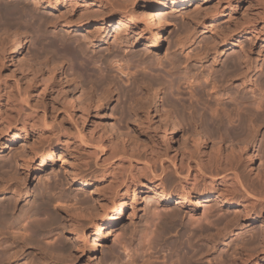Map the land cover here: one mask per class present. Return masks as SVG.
<instances>
[{
    "label": "bare ground",
    "instance_id": "obj_1",
    "mask_svg": "<svg viewBox=\"0 0 264 264\" xmlns=\"http://www.w3.org/2000/svg\"><path fill=\"white\" fill-rule=\"evenodd\" d=\"M1 1L6 2L8 0ZM18 1L20 3L19 5L17 4L18 2H12V6L9 5L10 3L7 4L0 2V18H2L3 24L5 25L4 32L0 33V158L3 156V159L0 161V264H23L22 261H25L24 264H80L87 254L88 232L93 234V241L92 243H89L91 244L90 246L92 249L95 250L98 243L103 244L106 239L108 240V238H110V236L112 238V235L114 236L117 232L119 233L117 230L120 224L124 221V212L129 206L131 211L129 210L130 213L127 219L130 220L133 218L129 222H132L130 224H133L134 228H130V231L124 225L123 228L127 229L124 230L129 231L126 233L124 232L126 234L124 235L125 237L122 238L121 236L124 233H120V236H116V238H121L116 239L114 236V239L112 240H116L114 244L111 245V249L109 250L110 253L106 259H104L109 262L108 264H157L156 259L160 254L156 256L153 251H150L155 245H164L171 251L170 255L167 257L172 259V264H264V258L260 257V255H264V226H257L260 229L256 233L252 231L253 229L254 231L258 229L257 227L256 229L254 228L255 222L261 220L263 223L264 221V155L262 153V156L260 157L261 160L259 159L260 166H258L257 173L250 175L246 172V165H250L254 162L256 160L255 153L258 154L257 152L261 151L259 146L261 142H259V140L264 139V137H261L263 135H261V132L264 126V118L262 119L261 116L258 115V113H260L258 111L261 110L263 111L261 114H264V73L263 71L259 73V68L261 66L259 65L260 67L258 68L256 60L252 58L250 50V47L252 46H250L249 41H247L251 39L252 36L255 38L256 35H254L253 32H247L244 28H238L236 29L237 31H235V34L230 33V31V34H223L224 36H221L220 38H217L216 35L213 34L212 39L209 41L206 39L204 40L203 48L201 47L199 50L197 47L194 48V43L199 39V36L201 37V35H204L207 31L212 32V27L217 26L216 24L219 22L215 19L218 16L222 17L221 15L226 11H222L215 16L208 15L207 17L211 19L210 25H200L194 21H189L188 24L187 21L188 26H185L186 22H183L185 23H181L184 25L183 27L179 26L180 28L178 27L170 34L172 39L167 48L169 56H166V58L168 57L167 59H169V61L167 60L169 62L168 66L173 65L172 67L176 70H179L177 67H182L183 65L185 68L184 78H181L182 72H180L181 74L179 78L181 80L183 79L182 81L174 78L175 82L177 81L176 88L181 90L183 87L182 90H185L181 91V93H189L190 97L188 99L190 100L192 98L194 100V97L197 99L198 97L210 98L209 101H213L214 106H212V108L209 106L211 102H209L210 104L208 105L207 102L204 101L206 103L205 105H208L207 108L211 107L212 110L211 108L210 110L212 112L221 111L223 114L215 113L214 116L212 115V117L208 118L203 115L204 113L202 114L198 111L199 109L201 110V108L198 109V105L195 106L193 101L190 104H186L184 101L177 103L178 101L175 102L169 99L165 93L168 84L164 79L160 78L158 74V76L153 74L152 78L143 73V75L140 74V76H134L135 71H132V66H130V63L135 60L145 61L146 67L151 64L152 68L154 66H167V61L163 59L165 56L162 57L159 50L162 48V42H164V32L171 28V20L170 18L169 21L166 20L160 14L155 15L156 18H154L152 17V14H155L153 13L155 10L166 7L169 1L35 0V5L33 6V4H31L33 7L26 2L27 0ZM170 1L172 2L171 10L177 11L180 5L187 7L195 0ZM206 1L207 0H202L200 2L201 4H204ZM237 2H240V0H237ZM22 3L24 6H21ZM135 7L138 9H135ZM215 7L217 8V6ZM228 7L229 16H225L227 19L228 17L233 16L232 14L237 10L238 4H234L230 1ZM201 8L202 7H200V9ZM39 9H43V13H41ZM38 12H40L41 16L38 15ZM49 13L53 16L52 18H50L51 16ZM231 17L229 19H231ZM194 19L197 20L196 18ZM199 19L201 20V18ZM165 20L169 23L166 24ZM241 23L246 24L247 22L243 21ZM236 24L240 27L238 23ZM23 26L36 35L34 40L28 35V33L24 35L23 31H21L23 28H20ZM52 27L56 28V30L58 27H61L66 30V34H61L58 36L59 38H50L49 34L51 32L49 30ZM255 31H257V29ZM52 32H55V30ZM4 34L7 36L9 35L10 39H8L7 36V38L3 37ZM111 37H113L112 42L110 41ZM11 38H13L12 41L14 45L12 48H9L8 44L11 45L12 41L9 42ZM27 39L34 42V46L39 45L40 50H37L38 53L41 52L43 55L44 53H42V51H44L46 57L50 54L46 52H50V48H55L53 51H58L57 49H59L60 52L62 51V54L66 52V54L68 53V55H72V58L74 57V59L76 58L75 60H78L79 58L82 59L83 56L87 55L86 53L92 49L93 53L100 52L99 59L101 62H99L103 63L105 67L103 68V65L101 69L99 66L98 70L100 71L97 70L98 73L95 71L92 73V75L97 76H95L96 79L94 83L92 80H89V87L86 82L84 85L86 84L87 87L84 85H82L83 87H80V85L76 84V81L72 82V77L74 76L70 78L69 74L68 76L64 75V72L66 71L63 70V67H60V64L63 63L65 59H63L64 61L61 60L62 62L57 65L56 60L54 59V61L50 58L52 59V64L53 61L56 64H50L52 67L48 65V62L38 64L40 61H38V63L30 62L29 60H23L24 58L22 57V59L20 56L19 59L17 58L18 61H15L14 55H16V53L19 55V52L24 48ZM252 43L253 42H251V44ZM103 48H106L108 52L104 53ZM229 48H237L236 50L240 53L237 52L239 53L238 55H233L232 53V56L227 57V59H225L226 61L222 62L221 66V56L224 49ZM194 49H197V51H194ZM10 50L13 51V54L11 53L7 56V53ZM83 52L85 53L84 55L82 54ZM93 53H88V55H92ZM60 54L61 53L56 56H59ZM181 55H184V58L181 57ZM56 56H54V58ZM60 57L63 58L64 55ZM87 57H84V60H86ZM147 57H152V59L148 60ZM256 57L258 58V56ZM7 58H11L13 65H15V71H18L23 77L27 78L29 83L32 82L31 85L33 87L41 82L45 75L44 72L48 71V69L50 71L52 68V75L57 72L59 76H64L65 81L59 79L62 87H57L55 89L58 94L62 93L65 96L64 98L66 100L63 98V95L60 94L66 102L69 101V115L74 114L77 109V104L75 105L71 102V97H73V99L76 98L80 108L79 114L81 113L80 119L83 121V125L89 119L88 123L92 126V129H90L92 134L97 131L96 129H98L99 126H103L101 129L103 130L104 125L107 122H104V124L100 120L92 119L90 116V110L92 109L96 110L97 115H101L99 113L101 110H104L105 112L107 111V113L102 112V114H105L104 118L106 117L105 119L108 120L107 123L111 125V128H115V121L112 122V119L108 116L109 114L110 116H113L112 113H109L108 106L114 101V93L116 90H113V88L118 83L115 79L114 72L117 71L126 74V77H128L127 79L131 76L130 78L132 79L130 82H132V85H135L142 90H140V93H143L142 95H138L139 97L137 96L135 100V96L132 95L133 92L130 93L131 91L129 88H127V90L120 87L117 88L118 92H120L119 94L125 96L124 100L127 104L129 101H126V96L130 95L129 98L131 95L134 96L133 98L135 102H130V111L133 113L132 115L134 116V119L129 118V124L132 125L131 127L133 128L131 129L133 130L131 131V129L127 127L130 129V133H133H127L126 128L125 130L127 134H124H126L128 138L125 137L126 135L123 137L127 138V140L124 139L119 141L122 137L118 138V140L115 138L117 143L113 141L111 135V137L108 135L109 145L111 144V147L109 148L106 147L109 145L105 142L103 143L107 144L106 146L103 144V146H98L101 143L96 144L97 141L95 140H98L99 142L103 139V136L100 140L97 137V139L94 137L95 140L93 141L96 142H94V144L91 141L93 137H90L92 136L90 134L89 137L91 138L90 141L92 143L90 141H85L89 140V138L87 139L88 135L86 134V139L85 136H83L84 140L82 139L78 145L79 141L76 142V140L72 142L71 140L75 139L74 137L76 134L80 136H76L77 139L82 138V133L79 131L80 129H78V131H76L77 129L75 130L77 133L71 134V132L74 131L71 130L70 132L67 129L68 127L66 128L64 122H62V120L60 121L59 118V123L54 122L56 125L48 122V111L46 107H43L41 119H39L41 114L39 116L35 115L38 116L37 118L34 117V114L37 113L35 110H38L39 108H34V105L32 107L28 106L29 108H32V111L31 109H26V111H31V113H29L31 115H22L20 112L25 109H23L24 105L22 102H20L19 106H13L14 108H18L14 114L13 112H15V110L13 111L11 105L12 99L10 100V97L13 95L10 96L9 91L12 90V88L9 87L8 80L3 77L1 73V69L5 65L4 60ZM89 60L90 58L86 63H88ZM82 63L84 64V61ZM141 63L143 62H140V65ZM92 64H94V62H92ZM95 65L97 66L98 64L96 63ZM262 65H264V63ZM48 66L50 68H48ZM142 67L144 68L145 65H142ZM172 67L171 69H173ZM79 72L82 75L84 74L82 71ZM79 72H77V74ZM47 73L48 72H46V74ZM257 74L258 77L255 79ZM178 76L179 75H177V77ZM94 78L91 79L94 80ZM43 80L46 81L45 79ZM91 81L93 85L90 84ZM169 84L170 87L173 86L170 82ZM17 85L20 86V84ZM19 86L16 90H19ZM52 88L53 87H51V89ZM134 89L132 88V90ZM250 91L253 93L252 95H250ZM20 92L22 93L23 91ZM68 93L69 95H72L69 98L67 95ZM182 95L179 94L180 97ZM189 95L187 94V97ZM21 96L19 95L18 97L21 98ZM18 97L14 98L18 99ZM184 97L186 96L184 95ZM22 99L21 101L25 103L29 101H27L28 98ZM122 101L123 100H121V102ZM27 104L29 105V103H26V105ZM229 105L232 106L231 109L228 108ZM122 106L124 105L122 104ZM252 109L256 110V112L254 113L253 110L252 113ZM122 111L125 113L124 110ZM114 116L116 117V113ZM126 116L128 119V115ZM30 117L34 120H30ZM64 117L62 116V119ZM70 118L71 120H74L76 125L77 123H80L79 120H76L77 118L74 119L72 116ZM99 122L103 123V125H99ZM71 123L73 122L71 121ZM150 123L155 125V129L152 127V133L149 130ZM226 123L229 124L230 127L231 124L237 123L234 127L237 126L238 131H231V135L236 134V137H233L237 139L236 144L231 141L229 145V141L227 140L229 137L226 136V140L228 141H226V146L228 147L224 148L225 146L222 145L221 141L224 142L225 135L222 138V129ZM200 124H209V126L211 125V128L214 126L216 131L217 135L215 134L216 136L214 137L218 138V142L214 140L216 144L211 145L210 152L203 149V147L207 145V141L201 130L199 131L197 129ZM179 125L183 126L182 128L187 132H185L186 134H190V136H187L190 138L191 144L194 145L193 149L192 147L187 148L191 145L190 144L182 153H180V161H178L176 151H174L175 154L173 156L170 155V146L168 147V144H165L166 148L164 147L165 149H162L161 143L156 136V130H163L162 132L165 133L169 131L170 134L168 136L171 141V134L173 135ZM78 126L75 127L80 128V126ZM116 126L118 127L117 124ZM117 127L115 129H117ZM171 127L173 129H171L170 132ZM107 128L106 130H103L106 132V137L108 133H111V130L108 129L109 131H107ZM118 128L121 129V126ZM205 128L204 130H206ZM29 129L34 133L42 132L43 137H50V135L55 136L56 146L63 150L61 153L62 156L58 161H63L64 163L67 162L68 164V171L66 170V174H63L66 183L71 186L76 183L79 184L82 190L91 194L87 195L90 196V198L84 197L85 195H83L80 202L75 203L74 201L75 204H72L69 201V205H65L66 200L63 201V199H65L64 196L67 195L63 196L60 192L63 198L60 197L61 200L57 204L53 202L55 200L52 201L56 195V189L53 191L55 192L54 196L50 194L52 195V198L50 195H47L50 192V190H48V187L50 189L49 184V186L47 185L48 193H44L43 190H45L44 188L46 187H44V183L43 187L41 186L43 189L42 192L34 193L37 197L34 199L33 203L30 199L29 201L32 204H29L30 206L28 208L25 207L26 209H24L23 207H20L22 202L30 196L29 189L26 187V181H28V174L31 171H34V160L36 158H41L42 161L49 159L52 167L55 164V161L52 159V153L54 152L51 143L47 144L46 149H42L43 143H41L42 147L39 144L41 148L31 147L32 149L29 150L28 153V150L26 152L24 150L26 148L23 149L24 151L20 148H18L20 151L14 148L18 153H15L16 155H12L11 153L12 156H15L12 160L10 155L9 161L12 162L7 161L8 159L5 160V152L8 145L11 144L13 147L14 144H16L15 142L18 140V137H20V134H30L28 133ZM125 130L123 129L122 131L125 132ZM207 130L210 129L208 128ZM207 130L206 133L210 132ZM12 131L15 132L10 136V132ZM122 131H119V133H122ZM100 133L101 135L103 134L101 131ZM42 136H39V138H41L38 142H42ZM188 137L186 138L187 140ZM149 141L152 142V145L149 144ZM88 142L97 147L92 148ZM36 144L35 146L38 145ZM45 144L46 143H44V145ZM249 145L254 147V152L251 154L247 151ZM98 147L101 149H98ZM16 150L14 152H17ZM244 151H246V155L244 154L245 156L242 157L241 153ZM93 165L97 168L88 173V169ZM250 167L252 168V166ZM51 168L47 170L46 178L50 177L48 171L51 170L52 172ZM36 173L39 175L41 171L37 169ZM58 175L56 174V176ZM61 177L58 176L57 178L60 179ZM61 180L59 181L61 182ZM143 180H149L150 183L154 185L155 193L159 196L158 199H160L159 203L162 204L163 202L167 205L169 202H175L173 207H168L169 210H167V207L165 206L166 211L165 207L163 209V206H160L161 213L158 212L159 208L156 212L155 208L158 205H156L154 209L152 208L153 210L150 212L153 213L155 210L153 217L152 215V218L150 217L153 224L151 222L149 223L152 226L154 225L153 229L147 224L148 222L146 220L148 218L144 220L147 222L146 224L141 223L144 218L142 216L140 218L141 206L138 203L140 200L138 195L139 193H143L146 189L145 185L142 183ZM57 183L56 186L58 185ZM62 183L63 182H61V184ZM61 184L59 183V185ZM65 186L62 185L61 187ZM139 187H141V191L137 192ZM57 194H59V191ZM9 195H11V197H9ZM77 195H73L74 198ZM197 198H200L202 204L206 207L204 213L209 214L210 211L208 210L210 208L208 209L207 207L213 205L214 207H210L215 208L217 211L222 210L223 215H218V218L215 220L216 222L212 225L208 218L210 217L209 215L203 216L204 218L201 217L200 219L197 217L196 219L195 202L197 201ZM126 199H128V201H126ZM57 200L58 199H56L55 202H58ZM59 204L61 206H57ZM54 206H57L56 210L54 209ZM232 207H241V209L237 211V208H234V210ZM162 209L165 211L164 213ZM232 209L234 210L233 212L235 215H230V217L228 216L230 212L229 210ZM188 212L191 214L190 220L186 222L182 221L184 214H188ZM215 212L213 211V213ZM59 213L62 214L60 215L62 219L61 224L59 223L60 220L58 218ZM213 213H210V215ZM217 213L219 214V212ZM149 214L148 216H150ZM215 215L212 216L216 218L217 216ZM243 217L244 221L241 219ZM134 218L139 219V222ZM154 218L157 220L154 221ZM181 221L184 223H180ZM58 224H60L59 226L62 225V235L53 237L56 235L53 231L58 227ZM129 226L130 225H127V227ZM249 231H252L254 234L251 232V234H253H250L252 237L249 239L247 237L246 239L245 235ZM67 235H69V237H67ZM52 237L56 240L51 239ZM239 237L241 240H238L240 243H237L236 241ZM138 239L139 241H137ZM117 242L120 243V246ZM135 244L136 247H138L137 249L134 247ZM119 247H121V249ZM191 248L193 250H191ZM189 249L191 252H194L191 253ZM121 250L126 253V256L128 257L125 258L126 260L122 259L125 254L121 253ZM145 250L149 255H146L147 253ZM141 251H144L145 254L141 255ZM121 254H124L122 255V258ZM165 258L166 257H164V260H161V264H167L165 261L168 258ZM120 259L123 260L122 263L118 262ZM83 264L104 263L99 260L94 262L88 260L87 263L84 262Z\"/></svg>",
    "mask_w": 264,
    "mask_h": 264
},
{
    "label": "rangeland",
    "instance_id": "obj_2",
    "mask_svg": "<svg viewBox=\"0 0 264 264\" xmlns=\"http://www.w3.org/2000/svg\"><path fill=\"white\" fill-rule=\"evenodd\" d=\"M10 1V2H9ZM169 1V3H167ZM200 1H202V0H195V1H193L192 3H191V5L190 6H184V5H180L179 6V9L177 10V11H172L171 10V5H172V2L170 1V0H167V6L166 7H163V8H159V9H157V10H155L153 13H155V14H152V17H154V18H156V16L155 15H157V14H160V15H162L166 20H168L169 21V18H170V29H168V30H166L165 32H164V34H163V40H164V42H162V48L159 50V52H160V55L162 56V57H164L163 59L165 60V61H169V59H167L166 58V56H169L168 55V51H167V48H168V45H169V42H170V40L172 39V36L170 35L171 33H172V31L173 30H176L179 26L180 27H183L184 25H182V24H185V23H183V22H186V24H185V26H188V24H189V21H194L195 23H197V24H200V25H203V24H206V25H210V23H211V19H209L207 16L208 15H218L219 13H221L222 11H226L223 15H221L222 17H220V16H218L215 20L218 22V24H216L217 26H218V28H217V26H214V27H212V30L215 32H210V31H207V32H205L204 33V35H201V37L199 36V39H197L196 41H195V43H194V48H196L197 47V49L199 50V48L201 49V47L203 48V44H204V40L206 39V40H210V39H212V35L214 34V35H216V37L218 38H220L221 36L223 37L224 35L223 34H225V35H228V34H230V33H232V34H235L236 32L235 31H237L236 29H246V31L247 32H253L254 33V35H256V37L254 38V36H252L251 37V39H249V40H247V41H249V45L250 46H252V47H250V50H251V54H252V58L253 59H255L256 60V63H257V65H258V68H259V73H261L262 71H263V73H264V69H263V67H264V65H262L263 63H264V0H240V2H237V0H207L206 2H204V4H201V2ZM233 2L234 4H238V8H237V10H235L233 13L234 14H232L233 16H235V17H231V19H229L230 17H228V19L226 18L227 17V15H228V13H229V7H228V5H229V2ZM0 2H2L1 0H0ZM4 3H10L9 5H11L12 4V2L14 3V2H18L17 4L19 5L20 3H19V1L18 0H8V1H3ZM2 2V3H3ZM26 2H28L29 3V5L30 6H32L31 4H33V6L35 5V0H27ZM31 2V3H30ZM220 2V3H219ZM200 3V4H199ZM220 4V5H217V4ZM17 4H15V5H17ZM14 5V6H15ZM17 5V6H18ZM12 6V5H11ZM21 6H24V4L22 3V5ZM32 6V7H33ZM134 6V5H133ZM133 6H132V8H133ZM215 6H217V8L215 7ZM200 7H202L201 9H200ZM214 7V8H213ZM220 8V9H219ZM227 8V9H226ZM135 9H138V8H136L135 7ZM208 9V10H207ZM210 9V10H209ZM223 9V10H222ZM40 10V9H39ZM38 10V11H39ZM206 10V11H205ZM216 10V11H215ZM41 11V13H43L42 11H43V9L42 10H40ZM199 11V12H198ZM197 12V13H196ZM207 12V13H206ZM39 14L38 15H40L41 16V14H40V12H38ZM203 13V14H202ZM204 13H206V14H204ZM51 13H49V15H50ZM226 14V15H225ZM173 15V16H172ZM186 15V16H185ZM201 15H203V16H201ZM51 16V15H50ZM226 16V17H225ZM229 16V15H228ZM53 16H51L50 18H52ZM166 17H168V18H166ZM190 17H192V18H190ZM201 18V20L199 19V18ZM238 17V18H237ZM173 18V19H172ZM194 18H196L197 20H195ZM188 19V20H187ZM192 19V20H191ZM194 19V20H193ZM239 19H240V22H239ZM165 20V23L167 24V23H169L168 21H166ZM210 20V21H209ZM221 20V21H220ZM248 20H250V21H248ZM187 21H188V24H187ZM209 21V22H208ZM238 21V22H237ZM247 22L246 24H243V23H241V22ZM234 22V23H233ZM252 22H254V23H252ZM180 23V24H179ZM182 23V24H181ZM209 23V24H208ZM236 23H238V25H240V27H238L237 26V24ZM250 23V24H249ZM235 24V25H234ZM182 25V26H181ZM222 25V26H221ZM233 25V26H232ZM230 26V27H229ZM253 26V27H252ZM256 26V27H255ZM179 27V28H180ZM228 27V28H227ZM237 27V28H236ZM0 33H2V32H4V29H5V25L3 24V20H2V18H0ZM20 28H23V29H21V31H23V33H24V35H26L27 33H28V35H30L31 36V38L34 40L35 38H36V35L31 31V30H28L26 27L24 28V26L23 27H20ZM213 28H216V29H213ZM227 30H226V29ZM257 29V31H255ZM259 29H261V30H259ZM55 30V32H52V31H54ZM226 30V31H225ZM233 30V31H232ZM50 32V34H49V37L50 38H56V37H58V36H60L61 34H66V30L65 29H62L61 27L59 28H57V30H56V28H51L50 30H49ZM231 31V32H230ZM228 32V33H227ZM230 32V33H229ZM217 33H219V34H217ZM227 33V34H226ZM253 33H252V35H253ZM33 34V35H32ZM58 34V35H57ZM5 35V34H4ZM3 35V37H6L7 35H5L4 36ZM204 36V37H203ZM258 36V37H257ZM8 37V39H10V37H9V35L7 36ZM6 37V38H7ZM35 37V38H34ZM59 38V37H58ZM112 39H113V37H111V42H112ZM13 40V38H11V40H9V42L10 41H12ZM253 42L252 44H251V42ZM13 43V41L11 42V45L10 44H8V47L9 48H12L13 47V45H14V43ZM32 43V44H31ZM263 44V45H262ZM10 45V46H9ZM262 45V46H261ZM143 47V46H142ZM37 48V49H36ZM238 48V47H237ZM237 48H229V49H224V52H223V54H222V56H221V62H220V65L222 66V62H224V61H226L225 59H227V57H229V56H232L231 54L233 53V55H238L240 52V49L238 48V50L239 51H237L236 49ZM53 49H55V48H50V50L52 51H50V52H46V53H50V54H48L47 55V57L45 56L46 54H45V52L44 51H42V53H44L43 55L41 54V52H39L38 53V51L37 50H40L39 49V45H35L34 46V42H32V41H29V39H27V41H26V43L24 44V48L19 52V55H18V53H16V55H14V59H15V61H18V59L21 57H23L22 59L23 60H29L30 62H36V63H38V61H40L38 64H41V63H45V62H48L49 64V66L50 67H52V65L53 64H55L54 63V61L56 60V63H57V65L58 64H60L62 61H64L63 59H65V61L63 62V63H61L60 64V67H63V70L64 71H66V72H64V75H67L68 76V74H69V77L71 78L72 76H74V77H72V82L73 81H76V84H78V85H80V87H83L82 85H84V83L86 82L87 84H88V87H89V80H92L93 81V83H94V81H95V79H96V75H92V73L95 71V72H97L98 73V71H100V70H98L99 69V66L101 67V69H102V66L104 65L103 63H100L101 61H100V59H99V54H100V52H94L93 53V50L91 49V50H89L86 54L87 55H85V56H83L85 53L83 52L82 54V56H83V60L81 59V58H79L78 60H75L74 59V57L72 58L70 55H68V53L66 54V52H64V54H62V51L60 52L59 51V49H57L58 51H53ZM197 49H194V51L196 50L197 51ZM125 50V49H124ZM262 51V52H261ZM13 51H9L8 53H7V56H9L11 53H12ZM103 52L104 53H106V52H108V50L106 49V48H103ZM167 52V53H166ZM237 52H239V53H237ZM256 52V53H255ZM259 52V53H258ZM55 55H54V54ZM59 53H61L62 55H64V57L62 58V57H60V56H62L61 54L59 55V56H56V55H58ZM88 53H93L92 55L91 54H89L88 55ZM235 53V54H234ZM13 54V53H12ZM254 54V55H253ZM25 55V56H24ZM43 57H46V58H43ZM50 55V56H49ZM52 55H54V56H56V57H58V58H54V56H52ZM91 55V56H90ZM18 56V57H17ZM20 56V57H19ZM27 56V57H26ZM87 56H89V57H87ZM184 55H181V57H183ZM256 56H258V58L256 57ZM36 57V58H35ZM42 57V58H41ZM80 57H81V55H80ZM84 57H87L88 59L90 58V60H89V62L88 63H86L87 61H88V59L86 58V60H84ZM93 57H95V58H93ZM256 57V58H255ZM18 58V59H17ZM26 58V59H25ZM27 58H29V59H27ZM50 58H52L54 61H53V64H52V59H50ZM61 58V59H60ZM184 58V57H183ZM39 59V60H38ZM47 61H46V60ZM57 59H58V61H57ZM67 59V60H66ZM95 59V60H94ZM147 59L149 60V59H152V57H150V58H148L147 57ZM146 59V60H147ZM258 59V60H257ZM42 60V61H41ZM62 60V61H61ZM84 61V64L82 63ZM96 61V62H95ZM100 61V62H99ZM136 61V62H135ZM135 61H132L131 63H130V66H132V71L134 70L135 72H134V76H140V74L141 75H143V74H145L146 76H148V77H150V78H152V75L154 74V75H159V77L160 78H162V79H164V81H166V83L168 84V88L165 90L166 92V96L169 98V99H171V100H173V101H178L177 103H180V102H186V104H190L192 101H193V103L195 104V106H197L198 107V109L199 108H201V110L199 109L198 111H200V113H204L203 115L204 116H207L208 118H210V117H212V115L214 116V114L216 113V114H221L222 112L221 111H216V112H212L211 110H212V106H214V102L212 101H209L210 100V98L209 99H207L206 97H198V99L196 98V97H194V100H193V98L190 100V99H188L189 97H190V95H189V93H187L189 96L187 97V94H185V93H181V91H184V90H182L183 89V87L181 88V90H178V88H176L177 86V81L175 82V79H177V80H181L179 77H180V72H182V74H181V78H184L183 76H184V72H185V68H184V65L181 67V66H179V67H177V68H179V70L177 69H174L172 66H168V64H169V62L167 61V66L166 67H163V66H154L153 68H152V64L151 65H149V66H147L146 67V64H145V61H138V60H135ZM51 62V63H50ZM78 62H80V63H78ZM92 62H94V64H92ZM138 62V63H137ZM140 62H143V63H141V65H140ZM98 64L97 66L95 65V64ZM4 66H3V68L1 69V73H2V75H3V77H5L7 80H8V84L10 85L9 87H11L12 88V90H9L10 91V96L11 95H13L15 98H17L19 95L21 96V94H22V96H21V98L20 97H18V99H15L13 96L12 97H10V100H11V105H12V107L14 106V105H16V106H19V104H20V102H22L23 103V105L25 106H23V109L24 110H22L20 113H22V115H24L25 116V114H29V113H31V111H32V106L35 108V107H39L38 108V110H35V109H33V110H35L37 113L36 114H34V117H38L41 113L43 114V107H46L47 108V111H48V114H47V121L48 122H51V123H53V125H56V124H54V122H58L59 121V119H60V121L62 120V122H64V125L66 126V128L71 132V130L72 131H74V132H71V134H75V133H77L76 131H78V129H80L79 131H81V139L80 138H78L77 139V137L76 136H78V134H76V136L74 137L75 139L74 140H71L72 142H74V141H76V142H78V145H79V143L81 142V140L83 139L84 140V138H83V136H85L86 134L88 135H86L87 136V139L89 138V140H85V141H90V137H93V139L91 140L93 143L95 142V141H97V143L96 144H98V143H101V144H99L98 146H106L107 144L109 145V142H108V135L113 139V141H115L116 139L118 140V138H121V139H119V141L120 140H124V139H126L127 140V138H128V136L126 135L128 132H129V134H132L133 132H131L130 133V129L131 128H133V127H131L132 125L131 124H129V118H131V119H134V116L132 115L133 113L130 111V104L131 103H134L135 102V100H136V98H137V96L138 95H142L143 93H140L142 90L140 89V88H137V86H135V85H132V82H130L131 81V79L132 78H130L129 77V79H127L128 77H126L127 75L126 74H122V73H119V72H114L115 73V79L117 80V84H116V86L113 88V90H116L115 91V93H114V101H113V103L111 104V105H109L108 106V111H110L109 113H112L113 114V116L115 115V113H116V117L114 116H110V114L108 115L109 116V118H111L112 119V122H114L115 124V128L117 127L116 126V124L118 125V127H120L121 126V129L123 128L124 130L128 127V128H130V129H126L127 130V133H126V130H125V132H123L120 128H118L117 127V129H115V128H111V125L109 124V123H107L108 122V120H106L105 118H104V113H107V111L105 112L104 110H101L99 113L101 114V115H97L96 113V110L95 109H92V110H90L91 112H90V116L92 117V119L94 118V119H97V120H100L101 122H106V124L104 125V129L103 130H106V128L108 127V125H109V127L107 128V131H109L108 129H110L111 131V133H108L107 134V137H106V132H104L103 130H101L102 128H103V126H99V128L98 129H96L97 131H95V132H93V134L91 133V131H90V129H92V126H90V124L88 123L89 122V119L86 121V123L83 125V121L80 119V114H79V110H80V108H79V105H78V101L76 100V98H74L73 99V97H71L72 95H69V93L67 94L68 95V98L69 97H71L72 99H71V102H73L75 105H76V107H77V109L75 110V112H74V114H71V115H69V111H70V104H69V101H65L66 99L64 98L65 96L62 94V93H60V94H62L63 95V98L65 99H63L61 96L62 95H60V94H58V92L56 91V89L55 88H59V87H62L61 85H60V80L62 79V81L64 80L65 81V79H64V76H59V74L56 72L55 74H51V70H52V68L50 69V71H49V69H48V71H45L44 72V76H43V79H45L46 81H44L43 79L41 80V82H39L37 85H35L34 87L31 85L32 84V82L31 83H29V81H28V79L27 78H25V77H23L18 71H15L16 69L14 68L15 67V65H13V63H12V61H11V58H7V59H5L4 60ZM50 64H52V65H50ZM90 64H92V65H90ZM137 64H139V65H137ZM56 65V64H55ZM138 67H137V66ZM142 65H145V67L147 68H143L142 67ZM260 65V66H259ZM48 66V68H50ZM91 68H90V67ZM220 66V67H221ZM105 67V65L103 66V68ZM169 67H170V70H169ZM171 67L174 69V70H176V71H174L173 69H171ZM168 68V69H167ZM261 69V70H260ZM74 70V71H73ZM76 70H77V72H79V71H82V73L84 72V74L82 75V74H80V72L77 74V72H76ZM98 70V71H97ZM182 70V71H181ZM92 71V72H91ZM46 72H48L47 74H46ZM70 72V73H69ZM71 72H73V73H71ZM75 72V73H74ZM143 73V74H142ZM76 74H77V76H76ZM92 75V76H90V75ZM81 75H82V77H81ZM157 75V76H158ZM177 75H179L178 77H177ZM79 76H80V78L81 79H83V80H81L80 78H79ZM96 76V77H95ZM53 77V78H52ZM75 77H76V79H75ZM95 77V78H94ZM257 77H258V74L256 75V78L255 79H257ZM69 78V79H70ZM91 78H94V80L93 79H91ZM175 78V79H174ZM20 79V80H19ZM27 79V80H26ZM57 79V80H56ZM60 79V80H59ZM75 79V80H74ZM79 79V80H78ZM85 79H86V81H85ZM123 79V80H122ZM81 80V81H80ZM172 80H173V82H175V83H173L172 82ZM183 80V79H182ZM181 80V81H182ZM28 81V82H27ZM92 81H91V85H93V83H92ZM44 82H46V83H44ZM48 82V83H47ZM58 82H59V84H58ZM80 82V83H79ZM169 82L173 85V86H171L170 87V84H169ZM17 84H20V86L19 85H17ZM28 84H30V85H28ZM48 84V85H47ZM174 84H175V86H174ZM26 85H28V86H26ZM55 85V86H54ZM59 85V86H58ZM130 85H132V86H130ZM15 86H16V88H15ZM18 86H19V90H16V89H18ZM30 86V87H29ZM85 87H87V85L85 84L84 85ZM136 88H135V87ZM26 87V88H25ZM29 89H28V88ZM51 87H53L52 89H51ZM91 87V86H90ZM117 87H120V88H123V89H125V90H127V88H129L130 89V93H132V95H134V96H132L131 95V97L129 98V96L130 95H127L126 96V101L128 102L129 101V103L127 104V103H125V96L124 95H120L119 93L120 92H118V88ZM131 87V88H130ZM10 88V89H11ZM22 88H24V89H22ZM132 88L134 89H136V91H135V89L134 90H132ZM26 89H28V90H26ZM28 91V92H25V91ZM137 90H139V91H137ZM141 90V91H140ZM20 91H23L22 93L20 92V94H19V92ZM34 91H35V93H34ZM137 92V93H135V92ZM12 92V93H11ZM17 92V93H16ZM30 92V93H29ZM56 92V93H55ZM14 93V94H13ZM24 93H25V95H24ZM26 93H28V94H26ZM118 93V94H117ZM16 94V95H15ZM18 94V95H17ZM179 94L180 95H182L181 97L179 96ZM253 93L250 91V95H252ZM59 95V96H58ZM184 95L186 96V97H184ZM25 96V97H24ZM26 96H27V98H26ZM30 96V97H29ZM119 96V97H118ZM25 98V99H27V101L28 102H26V103H29V105L27 104L26 105V103L25 102H23V101H21V99L22 98ZM135 98V100H134V98ZM139 97V96H138ZM23 98V99H24ZM183 98H184V100H183ZM195 98H196V100H195ZM202 100H201V99ZM206 98V99H205ZM22 99V100H23ZM186 99V100H185ZM14 100H15V103H14ZM74 100V101H73ZM76 100V101H75ZM121 100H123L122 102H121ZM190 100V101H189ZM208 100V101H207ZM189 101V102H188ZM195 101H197V102H195ZM200 101V102H199ZM205 101V102H207V104L209 105L210 103L209 102H211V104L209 105V106H211L210 108H211V110H210V108L208 107L207 108V106L208 105H205L206 103L204 102V104H203V102ZM13 102V103H12ZM76 102V103H75ZM131 102V103H130ZM31 103V104H30ZM44 103H46V104H44ZM67 104H68V106H67ZM122 104L124 105V106H122ZM46 105V106H45ZM28 106H31L30 108L28 107ZM15 107V106H14ZM13 107V111L15 110V112H13L14 114L16 113V109H18V108H14ZM28 107V108H27ZM42 107V108H41ZM120 107H122V108H120ZM196 107V108H197ZM36 108V109H37ZM110 108V109H109ZM116 108H117V111H116ZM119 108V109H118ZM228 108L229 109H231L232 108V106L231 105H229L228 106ZM26 109H28V110H30L31 109V111L29 112V111H26ZM69 109V110H68ZM114 111H113V110ZM128 109V110H127ZM122 110H124L125 111V113H127V114H125V113H123V111ZM254 109H252L251 110V112L253 111ZM78 111V112H77ZM122 111V112H121ZM127 111V112H126ZM202 111V112H201ZM24 112V113H23ZM102 112H104L103 114H102ZM119 112V113H118ZM212 112V113H211ZM254 113L256 112V110H254L253 111ZM252 112V113H253ZM258 112H260V113H258V115H260L261 116V118L263 119L264 118V114L262 115L261 113L263 112L262 110L261 111H258ZM78 113V114H77ZM92 113V114H91ZM42 114L40 115V117H39V119H41L42 117ZM67 114V115H66ZM77 114V115H76ZM131 114V115H130ZM223 114V113H222ZM29 115H31V114H29ZM33 115V114H32ZM35 115H38V116H35ZM56 115V116H55ZM95 115V116H94ZM124 115V116H123ZM126 115H128V119H127V116ZM130 115V116H129ZM51 116V117H50ZM55 116V117H54ZM62 116L64 117V116H66V117H64L63 119H62ZM67 116H68V120H67ZM73 117L74 119H76V120H79V124L77 123V125L75 124V122H74V120H71V118L70 117ZM75 116H77V117H75ZM123 116V117H122ZM260 116H259V118H260ZM263 116V117H262ZM19 117V116H18ZM78 117H79V119H78ZM35 118V120L37 121V119ZM55 118V119H54ZM59 118V119H58ZM72 118V119H73ZM260 118V119H261ZM51 119H53V120H51ZM58 119V120H57ZM70 119V120H69ZM126 119V120H125ZM30 120H34V119H32L31 117H30ZM57 120V121H56ZM53 121V122H52ZM70 121V122H69ZM71 121L73 122V123H71ZM81 121H82V125H81ZM261 121V120H260ZM38 122H39V120H38ZM47 122V123H48ZM78 122V121H77ZM101 122H99L100 124L99 125H103V123H101ZM112 122H110V123H112ZM119 124H118V123ZM126 122H127V126H126ZM51 123H49V124H51ZM59 123V122H58ZM129 124V125H128ZM235 124H237V123H234V124H231V127H230V125L229 124H227L226 123V125L224 126V128L222 129V133H223V136H222V138L224 137V135H225V138H224V142L223 141H221V143H222V145L223 146H225L224 148H227L228 146H226L227 145V142H228V144L229 143H231V141L234 143V144H236V141H237V139L236 138H233L236 134H232L231 135V133L233 132V131H238V127L237 126H235L234 127V125ZM73 125H74V127H73ZM80 126V128H77V127H75V126ZM202 125L203 124H200V125H198V127H197V129L200 131L201 130V132L204 134V138L206 139V141H207V145L205 146V147H203V149L204 150H206L207 152H210L209 150H210V148H211V145H213V144H216V142H218V138H215L214 136H216L217 134H216V131H215V129H214V126L211 128V125L209 126V124L207 125V124H205V125H203V128H202ZM78 126V127H79ZM126 126V127H125ZM130 126V127H129ZM101 127V128H100ZM106 127V128H105ZM149 130L151 131V133H152V127L154 128L155 127V125H152V123H150L149 124ZM183 126L181 125H179L178 126V128L175 130V132L173 133V135L171 134V136H172V139H171V141H170V138H169V131L168 132H162L161 130H156L157 131V134H156V136L158 137V140H159V142L161 143V146H162V149H165L166 148V145L168 144V147H169V153H170V155L171 156H173L174 154H175V152L174 151H176L177 153V157H178V161H180V159H181V156H180V153H182L183 152V150H185L186 149V147L187 146H189L190 144H191V141H190V138L188 137V136H190V134L188 135V134H186L187 132L186 131H184V129L182 128ZM205 127H207V128H205ZM75 128V129H74ZM85 128H87V129H85ZM88 128H89V130H88ZM204 128L207 130L208 128L210 129V130H207V131H214L213 133L211 132H207L206 133V130H204ZM232 128V129H231ZM74 129V130H73ZM77 129V130H76ZM81 129H83V130H81ZM155 129V128H154ZM171 129H173L172 127L170 128V132H171ZM183 129V130H182ZM76 130V131H75ZM113 130V131H112ZM114 130H116V131H114ZM129 130V131H128ZM133 129H131V131H132ZM100 131L103 133H105V135H104V133L101 135V133H100ZM119 131L121 132L122 131V133H119ZM229 131V132H228ZM232 131V132H231ZM15 131H12V132H10L11 133V135L10 136H12V134L14 133ZM84 132H85V134H84ZM88 132V133H87ZM160 132V133H159ZM186 132V133H185ZM190 132V131H189ZM235 132V133H236ZM28 133H30V134H27V135H25V134H20V137H18V140L15 142L16 144H14V146L12 147L11 146V144H9L8 145V147L6 148V152H5V156H6V159L5 160H7V161H9V158H10V155H11V153H12V155L14 154V155H16L17 153H18V151L17 150H19L18 148H20V149H24V148H26V149H24L25 150V152L27 151V153L29 152V150H31L32 148H39L40 147V145H41V143H43V147H42V145H41V147H42V149H46V147H47V144L48 143H51V146L53 147V152L54 153H52L53 155H52V159L55 161V164H54V166L52 167L51 165V163H50V160L48 159V160H46V161H42L41 160V158H36L35 160H34V168H33V170L34 171H31L29 174H28V176H27V180L28 181H26V187H28V189H29V192H30V196L28 197V198H26V200L29 202H27L26 200H24L23 202H22V204L20 205V207H23L24 209H26V208H28L32 203H33V201H34V199L37 197L34 193H36V192H42V188H41V186L43 187V185H44V183H45V185H44V189L45 190H43L44 191V193H48V190H50V192H51V190H52V192L50 193H48L47 195H50V194H52L53 196H54V194H55V192H56V195L54 196V198L52 197V195H50V197H52L53 199H52V201L53 200H55L56 201V199H58L57 201L58 202H55V201H53L54 203H59V201L61 200V198H63V196L64 195H67V196H64L65 197V199H63V201L64 200H66L65 201V205H69V201H70V203H74V201H75V203H77V202H80L81 201V197H83V195H85L84 197H89L90 198V196H87V195H91L90 193L88 194V192L87 191H85V190H82L81 188H80V185L79 184H75V185H73V186H71V185H69V184H67L66 183V181H65V179H64V175L63 174H66V172L68 171L67 169H68V164H67V162H59L58 160L60 159V157L62 156V148H58V146H56V142H55V136L54 135H50V137L49 136H42V132H37V133H34L33 131H31L30 129L28 130ZM97 133H99V134H97ZM113 133V134H112ZM124 133H126V134H124ZM164 133V134H163ZM183 133H185V134H183ZM210 133V134H209ZM42 136L43 137V140H42V142H38V140H40V138H39V136ZM79 134V135H80ZM92 135V136H90V135ZM120 134H123V135H120ZM214 134V135H213ZM216 134V135H215ZM228 134V135H227ZM264 135V126H263V128H262V132H261V135ZM35 135V136H34ZM124 135H126L125 137H127V138H124L123 136ZM159 135V136H158ZM163 135H165V136H163ZM185 135V136H184ZM188 135V136H187ZM210 135V136H209ZM231 136V138H230V136ZM260 135V136H261ZM261 136L262 138L264 137V136ZM86 136H85V139H86ZM90 136V137H89ZM103 136V139L101 138ZM115 136V137H114ZM118 136V137H117ZM167 136H168V138H167ZM208 136H209V138H208ZM229 137V139H231V140H229L227 137ZM78 137H80V136H78ZM94 137L96 138H98L99 140H100V138L102 139V140H100L99 142H98V140H95L94 139ZM188 137V140L186 139ZM213 139H211V138ZM214 137V138H213ZM236 137V136H235ZM261 137H260V139H261ZM39 138V139H38ZM96 138V139H97ZM116 138V139H115ZM226 138H227V140H226ZM234 140H233V139ZM47 140V141H45V140ZM236 139V140H235ZM93 140H95V141H93ZM116 140V141H117ZM185 140H187V141H185ZM216 142H215V141ZM263 140L264 139H261V140H259V142H261V144H259V146H260V152H257L258 154H256L255 153V156H256V160L254 161V162H252L250 165L249 164H247L246 165V167L248 168H246V172H248V174H255V173H257V169H258V166H260V160H261V156H262V154L264 155V153H263V149H264V143H263ZM20 141V142H19ZM45 141V142H44ZM90 141V142H91ZM115 141V143H117ZM118 141V142H119ZM170 141V142H169ZM220 141V140H219ZM227 141V142H226ZM38 142V143H37ZM90 142H88V143H90ZM91 142V143H92ZM103 142H105V143H107V144H104ZM150 143V145H152V142L151 141H149ZM38 145H37V144ZM44 143H46L45 145H44ZM90 143V145H91V147L92 148H96L97 146L96 145H94V144H91ZM35 144L37 145V146H35ZM40 144V145H39ZM103 144V145H102ZM119 144H120V142H119ZM166 144V145H165ZM263 144V145H262ZM111 145V144H110ZM106 146V147H111V146ZM164 145V146H163ZM230 145V144H229ZM94 146V147H93ZM210 146V147H209ZM12 147V148H11ZM32 147V148H31ZM40 147V148H41ZM117 147H118V145H117ZM165 147V148H164ZM192 147V149L194 148V145H190L189 147H187V148H191ZM14 148H16L15 150L17 151V152H14L15 150H14ZM98 149H101L100 147H98ZM23 150V151H24ZM20 151V150H19ZM247 151L251 154V153H253L254 152V147L252 146V145H249V147L247 148ZM245 152L246 151H244V152H242L241 153V155H242V157L243 156H245L246 154H245ZM2 153H4V152H2ZM16 153V154H15ZM262 153V154H261ZM245 154V155H244ZM260 154V155H259ZM9 155V156H8ZM11 155V159L13 160L14 159V157L15 156H12ZM259 155V156H258ZM7 156H8V158H7ZM3 159V156H1V158H0V161ZM10 159V160H11ZM260 159V160H259ZM41 160V161H40ZM9 162H12V161H9ZM46 162V163H45ZM41 164V165H40ZM44 164V165H43ZM47 166V167H46ZM50 166V167H49ZM64 166V167H63ZM250 166H252V168L250 167ZM52 167V168H51ZM67 167V168H66ZM93 167V168H92ZM90 169H88V173H90L91 171H94L97 167L95 166L94 167V165L92 166ZM251 169H250V168ZM46 168V169H45ZM52 169V172H51V170H49L48 172V174H50L49 176L50 177H45L46 176V172H47V170L48 169ZM66 168V169H65ZM39 170V171H41V173H39V175H37V173H36V170ZM54 170H55V172H54ZM67 170V171H66ZM250 172H249V171ZM44 173V175H43V173ZM56 173L59 177H61V175H62V177L59 179V178H57L58 176H56V174H54V173ZM53 174H54V176H53ZM253 174V175H254ZM252 175V176H253ZM37 176V177H36ZM56 176V177H55ZM53 177V178H52ZM51 180H50V179ZM56 179V180H55ZM61 180V179H63L64 181H65V183H64V181L63 180H61V182H63L62 184H61V182L59 181V180ZM42 180V181H41ZM56 181V182H55ZM57 182H59L61 185H59V183H57ZM56 183L60 186H56ZM142 183L145 185V187H146V189H145V191H143V193H139V195H138V198L140 199L139 200V205L141 206L140 208H141V211H140V218H141V216L144 218L142 221L143 222H141V223H147V224H149V226H151L152 228L151 229H153V227H154V225L152 226L149 222H151V218L153 217V213L155 212V210L153 211V213L152 212H150V211H152L154 208H155V206L156 205H158L155 209H156V212H157V209L159 208V210H158V212L159 213H161L160 211H161V207L163 206V209H164V207L166 206L167 207V210H169V208H171V206L173 207L174 206V204H175V202L173 201V202H169L167 205H166V203H163L162 202V204L161 203H159V200L160 199H158L159 198V196H157V194L155 193V190H154V185H152V183H150V181L149 180H143L142 181ZM50 185V189H49V185ZM51 184H53V185H51ZM55 184V185H54ZM150 184V185H149ZM29 185V186H28ZM48 185V186H47ZM65 186V187H61V186ZM150 186H151V188H150ZM153 186V187H152ZM40 187V188H39ZM47 187H48V190H47ZM56 187V188H55ZM57 187H58V189H57ZM36 188H38V189H36ZM52 188H54V189H52ZM61 188V189H60ZM65 190H64V189ZM35 189V190H34ZM41 189V190H40ZM56 189V191L55 192H53L54 190ZM61 191H60V190ZM63 189V190H62ZM140 189V190H139ZM59 191V194H57L58 193V191ZM79 190H82V191H79ZM32 191V192H31ZM66 191V192H65ZM139 191H141V187H139L138 188V190H137V192H139ZM60 192H61V194L63 195H61L60 194ZM67 192H69V193H67ZM84 193V194H83ZM33 194V195H32ZM78 194V195H77ZM156 196H155V195ZM35 195V196H34ZM59 195V196H58ZM73 195H77L76 197L78 198H74V196ZM32 196V197H31ZM70 198H69V197ZM140 196V197H139ZM9 197H11V195H9ZM58 197V198H57ZM61 197V198H60ZM68 198V199H67ZM71 198H73V199H71ZM142 198V199H141ZM31 199V200H30ZM75 199H77V200H75ZM238 199V198H237ZM236 199V200H237ZM32 201V203L30 202V201ZM68 200V201H67ZM73 201V202H72ZM126 201H128V199H126ZM141 201V202H140ZM196 201V200H195ZM62 202V201H61ZM68 202V203H67ZM63 203V202H62ZM62 203H60V204H62ZM74 203V204H75ZM196 203V213H195V218L197 219V217H198V219H200L201 217H203V216H210V217H208L209 218V221H211V225L214 223V222H216L215 220L218 218V215L220 216V215H223L222 214V210L221 211H217L215 208H211L210 206H213V205H210L209 207H207L209 210L208 211H210V213H213V211L215 212V211H217V212H219V214L217 213V212H215V213H213L212 215L214 216L215 214H217V215H215V216H217L216 218L215 217H213L212 215H210V213L209 214H206V213H204L205 212V210H206V207L202 204V200L200 199V198H197V201L195 202ZM30 204V205H29ZM57 205V206H61V205ZM28 205V206H27ZM63 205V204H62ZM57 206H54V209L56 210V207ZM161 206V207H160ZM170 206V207H169ZM204 206V207H203ZM26 207V208H25ZM144 209H143V208ZM166 207H165V211H166ZM169 207V208H168ZM214 207V206H213ZM153 208V209H152ZM233 209L235 208H237V207H232ZM162 209V210H163ZM214 209V210H213ZM229 210L230 212H229V215L228 216H232V215H235L234 214V210ZM239 209H241V207L239 208H237L236 210L238 211ZM129 210L131 211V208H130V206L128 207V209L127 210H125V212H124V221L120 224V226H119V228H118V230L117 231H119V233L117 232L116 234H114V236H115V238H116V236H120L121 234L120 233H126V232H129V231H125V230H127V229H125V228H123L124 227V225H125V227L126 228H128V230H130V228L132 229V228H134V226H133V224H130V223H132V222H129V221H131L133 218H131L130 220H128L127 218H128V215H129ZM145 210V211H144ZM147 210V211H146ZM213 210V211H212ZM164 210H163V213L165 212ZM231 211H232V213H231ZM236 212V211H235ZM149 213H151V214H149L150 216H148V214ZM228 213V212H227ZM60 215H62V214H58V218H59V223L61 224V216ZM151 215H152V217H151ZM147 216V217H146ZM191 216V214L188 212V214H184V218L182 219V221H184V222H186V221H189L190 220V217ZM230 216V217H231ZM42 217H46V216H42ZM151 217V218H150ZM213 217V218H212ZM242 217V216H241ZM150 220H148V219ZM157 218V217H156ZM204 218V217H203ZM127 219V220H126ZM135 219V218H134ZM147 219V220H146ZM242 219V221H244V217L243 218H241ZM136 221L138 220V222H139V219H135ZM144 220H146L147 222H145ZM157 219H155L154 218V221H156ZM180 222V223H184V222ZM152 224H153V222H151ZM60 224H58V227L57 228H55L54 229V233H56V235L55 236H53V237H58V236H61L62 235V225L61 226H59ZM127 225H130L129 227H127ZM264 226V221H263V223H262V221L261 220H259V221H257V222H255V224H254V228L256 229V227L257 226ZM132 226V227H131ZM261 226V227H262ZM121 227V228H120ZM123 228V229H122ZM258 229L256 230V231H254V229L252 230L253 232H257V231H259V227H257ZM120 229V230H119ZM125 229V230H124ZM61 230V231H60ZM122 230V231H121ZM124 230V231H123ZM246 230H248V229H246ZM131 231V230H130ZM151 231V230H150ZM252 231H249L248 233H246V235H245V237H246V239H247V237H248V239L249 238H251L252 236L251 235H253L254 233L252 232ZM59 232H61V233H59ZM251 232L253 233V234H251ZM58 233V234H57ZM89 233V234H88ZM87 234V241H88V247H87V254H86V256L82 259V261H81V263L80 264H83L84 262L85 263H87V261L89 260V261H92V262H94V261H96V260H99V261H101L102 263H104V264H108L109 262H107V260H104V259H106V257L108 256V254L110 253V249H111V245H113L114 244V242H115V240L117 239V238H121V237H117L115 240H112V239H114V236L112 235V238H111V236H110V238H108V240L106 239L105 241H104V243L103 244H97V246H96V249L95 250H93L92 249V247L90 246L91 244L89 243V242H91L92 243V241H93V234H90V232H88ZM122 234L121 236H122V238H124L125 236L124 235H126V234ZM128 234V233H127ZM251 234V235H250ZM51 238V239H55V238ZM67 237H69V235H67ZM245 239V240H246ZM56 240V239H55ZM54 240V241H55ZM238 240L240 241L241 239H240V237L237 239V243H240V242H238ZM112 241H113V243H112ZM119 241V240H118ZM137 241H139V239L137 240ZM118 244H119V246H120V243L119 242H117ZM135 249H137L138 247H136V244H135ZM120 249H121V247H119ZM131 248H132V245H131ZM156 248V249H155ZM152 249V248H151ZM190 250V249H189ZM191 250H193L192 248H191ZM191 250H190V252H191ZM150 251H153L154 252V254L156 255V256H158L159 254V256H158V258L156 259V261H157V264H161V260H164V257H166L165 259H167L168 257V255H170V250L166 247V246H164V245H155V247H153V249L152 250H150ZM140 252V251H139ZM145 252H146V250H145ZM145 252L144 251H141V255H144L145 254ZM159 252V253H158ZM163 254H161V253ZM192 252H194V251H192ZM191 252V253H192ZM121 253H124L125 254V256H126V253L125 252H122V250H121ZM147 254L146 255H149L148 254V252H146ZM157 253V254H156ZM124 254H121V258L123 257L122 255H124ZM124 256V258H122V259H125V258H128L127 256L125 257ZM177 256V255H176ZM175 256V257H176ZM264 255H260V257H262V258H264L263 257ZM96 258V259H95ZM94 259V260H93ZM122 259H120L118 262L119 263H122L123 262V260ZM170 258H168L165 262H167V264H172L173 262H172V259H170ZM122 260V261H121ZM126 260V259H125ZM169 260V261H168ZM23 262V264L25 263V261H22ZM113 264V263H112ZM175 264H177V263H175ZM191 264V263H190Z\"/></svg>",
    "mask_w": 264,
    "mask_h": 264
}]
</instances>
